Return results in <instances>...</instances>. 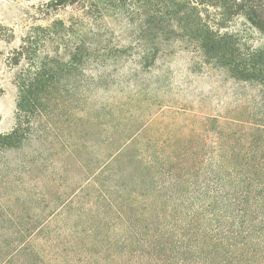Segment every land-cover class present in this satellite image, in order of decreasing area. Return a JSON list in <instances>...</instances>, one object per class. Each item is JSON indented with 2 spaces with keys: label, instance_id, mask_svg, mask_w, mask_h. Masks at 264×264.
<instances>
[{
  "label": "rangeland",
  "instance_id": "374dc122",
  "mask_svg": "<svg viewBox=\"0 0 264 264\" xmlns=\"http://www.w3.org/2000/svg\"><path fill=\"white\" fill-rule=\"evenodd\" d=\"M51 1L0 0V134L23 133L0 149V264H264L263 85L181 33L146 56L137 7L100 0L102 14L86 17L47 12ZM204 1L213 24L217 2ZM55 21L76 25L70 48L82 38L92 55L74 86L26 116L9 61ZM224 31L264 49L241 16Z\"/></svg>",
  "mask_w": 264,
  "mask_h": 264
},
{
  "label": "trees",
  "instance_id": "16d2710c",
  "mask_svg": "<svg viewBox=\"0 0 264 264\" xmlns=\"http://www.w3.org/2000/svg\"><path fill=\"white\" fill-rule=\"evenodd\" d=\"M114 1L119 4L120 11L134 10L137 7L135 14L141 13L138 30L134 35L143 49H146V56H157L161 51L162 42L168 41L172 34L181 33L182 37L197 45L207 61L226 68L239 80L260 82L264 88V49L245 50L233 33L224 31L232 18L241 16L264 34V0H212L217 2V5L213 6L220 11V16L213 24L205 21L201 10L204 8L206 11L209 1ZM100 4V0H52L47 4L46 10L57 12L70 6H79L86 17H91L99 11L102 14ZM159 5L164 6L163 12L155 14L150 10L151 7ZM53 26L54 29H49ZM53 26L47 28L49 30L34 28L19 48L14 50L9 61L11 67L17 69L15 84L19 91L18 110L26 116L41 108L44 100L53 93H60V90H68L74 86H70L72 74L78 69L82 71L87 58L92 55L87 42L82 38L70 48L72 43L69 37L75 35L76 25L67 26L63 21H55ZM174 29L179 31L174 32ZM45 46L63 47L65 53L61 55L58 48L53 47L55 52L48 50L46 58L40 60V50ZM18 122L21 123L19 120ZM22 135L21 125L11 133L0 134V149L19 147L23 141Z\"/></svg>",
  "mask_w": 264,
  "mask_h": 264
}]
</instances>
